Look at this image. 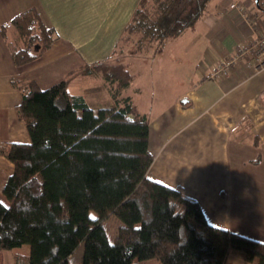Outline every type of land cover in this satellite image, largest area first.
Here are the masks:
<instances>
[{"label": "trees", "instance_id": "trees-1", "mask_svg": "<svg viewBox=\"0 0 264 264\" xmlns=\"http://www.w3.org/2000/svg\"><path fill=\"white\" fill-rule=\"evenodd\" d=\"M217 1L140 0L108 58L85 62L46 87L12 77L22 94L17 114L31 135L30 142L0 141V154L14 163L0 190V249L12 250L15 264H72L82 242L85 264H145L135 258L153 257L162 264H225L231 251L264 264L263 241L213 225L198 200L149 177L150 116L124 93L134 77L121 59L126 47L155 51L216 11ZM8 31L17 64L37 58L59 35L36 7L3 24ZM82 73L107 80L111 104L93 108L69 90L71 77ZM112 215L123 222L114 241L105 226Z\"/></svg>", "mask_w": 264, "mask_h": 264}, {"label": "crops", "instance_id": "crops-1", "mask_svg": "<svg viewBox=\"0 0 264 264\" xmlns=\"http://www.w3.org/2000/svg\"><path fill=\"white\" fill-rule=\"evenodd\" d=\"M139 2L0 0V141H31L17 114L22 94L12 77L29 76L46 87L85 62L108 58ZM217 2L216 11L155 51L123 54L134 75L124 93L150 116L149 177L198 200L213 225L264 242V66L255 70L244 57L227 75L213 76L264 31V9L257 0ZM31 7L59 35L37 58L17 64L13 32L5 36L2 26ZM69 90L93 108L113 101L98 73L71 77ZM13 169L0 154V190ZM0 264H15L12 250L0 249ZM225 264L258 263L231 251Z\"/></svg>", "mask_w": 264, "mask_h": 264}, {"label": "built area", "instance_id": "built-area-1", "mask_svg": "<svg viewBox=\"0 0 264 264\" xmlns=\"http://www.w3.org/2000/svg\"><path fill=\"white\" fill-rule=\"evenodd\" d=\"M232 6L239 7L243 12L240 2H235L232 4ZM244 57H246L247 66L255 70H258L264 66V31L257 38L253 39V41L248 46L240 50L234 58L225 62H221L214 69L213 76L217 77L227 75L231 65L235 62V60H240Z\"/></svg>", "mask_w": 264, "mask_h": 264}, {"label": "rangeland", "instance_id": "rangeland-1", "mask_svg": "<svg viewBox=\"0 0 264 264\" xmlns=\"http://www.w3.org/2000/svg\"><path fill=\"white\" fill-rule=\"evenodd\" d=\"M133 51H135L133 46L126 47L124 52L121 54V56H123V54H127V53L130 54ZM123 58H122V60L124 61ZM91 215L93 217H96L98 215V213L95 210H91ZM122 223H123L122 220L117 215H112L105 222V226L107 228L109 238L111 241H114V239L117 235L118 229L122 225ZM84 249H85V243L82 242L77 247V249L69 256V260L72 264H85V262H84ZM22 250L28 252L30 250L29 244L23 245ZM135 260L140 261V262L145 263V264H162V262L156 257L143 259V260H139V258H135ZM91 264H93V263H91Z\"/></svg>", "mask_w": 264, "mask_h": 264}]
</instances>
